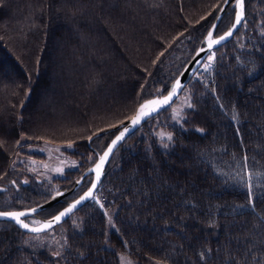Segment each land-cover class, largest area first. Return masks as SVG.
Returning a JSON list of instances; mask_svg holds the SVG:
<instances>
[{
  "label": "trees",
  "instance_id": "obj_1",
  "mask_svg": "<svg viewBox=\"0 0 264 264\" xmlns=\"http://www.w3.org/2000/svg\"><path fill=\"white\" fill-rule=\"evenodd\" d=\"M223 1L0 0V210L71 188L114 128L168 90ZM234 1L214 37L231 25ZM211 54L115 149L94 199L39 235L0 221V264H119V253L133 264H264V178L250 191L227 185L209 157H244L264 175V0H244L240 27ZM41 143L77 166L43 180L15 162L43 158L28 152ZM90 181L32 219L53 216Z\"/></svg>",
  "mask_w": 264,
  "mask_h": 264
},
{
  "label": "water",
  "instance_id": "obj_2",
  "mask_svg": "<svg viewBox=\"0 0 264 264\" xmlns=\"http://www.w3.org/2000/svg\"><path fill=\"white\" fill-rule=\"evenodd\" d=\"M230 2V0H229ZM228 2V3H229ZM228 3L226 4L224 1L221 4L213 22L211 23L209 29L207 30L203 41H202V45H200L192 54V56L190 57V59L186 62V64L183 66V68L181 69V71L178 73V75L173 79V81L170 83L168 90L163 94V95H156L153 97H150L148 99L143 100L142 102H140L137 107L134 110V113L132 114V116L126 120L125 122L119 124L117 127H115L114 129L116 130V133L114 134V136L109 140V142L107 143V145L105 146V148L102 150L101 153L96 154V159L93 162L92 165H90L87 169H85L80 176L74 181L73 186L71 188H69L66 191H57L56 193L52 194L50 196V198L40 204H37L31 208H27V209H21V210H8V211H1L3 213H7V212H23L25 213L24 216L20 217V220L23 223H26L29 225L30 228H41L42 225L46 224L47 222H52V226L51 227H47V228H43L41 231L39 232H33V231H29L28 229L22 228L19 224L16 223L15 220L6 217V216H0V221H5V222H11L15 227H17L20 231L24 232V233H28V234H40V233H44L48 230H50L51 228H53L56 225L61 224L64 220H66L75 210H77L79 207H81L83 204H85L86 202L90 201L93 199L94 193L97 189V187L99 186L104 173H105V168L111 158V155L113 154V152L115 151V149L123 142V140L130 135L134 130H136L142 123H144L149 117L157 114L159 111L163 110L164 108L168 107L169 105H171L173 103V101L177 98V96L179 95V93L181 92V90L183 89V87L186 85V83L189 81V79L192 77V75L195 73V71L199 68V66L201 65V63L204 61V59L206 58V56L215 48H217L218 46L226 43L227 41H229L231 39V37L233 36V34L237 31V29L240 27L243 18H244V0H243V5H242V9H237L236 5H235V1H234V15H233V20L231 25L229 26L228 29H226L223 33H221L218 36H212V39H219L220 36H223L226 32L229 31V29H232L231 35L227 36L223 41H221L219 44H214L212 45L211 48H209V37H208V33L211 31L213 33L214 29L213 25H217L219 19L221 18L224 9L226 8V6L228 5ZM221 9H223V11H221ZM237 11H242V17H241V22L239 24H236V12ZM217 17H219L217 19ZM236 25L235 28H233V25ZM177 82H179V86L176 89L175 94L172 96L171 100H169V102L167 104H163L161 106H154V105H149L148 108L144 109V111L148 112L149 114L146 116H143L140 120V122L136 125L132 124V120L133 118L138 114L139 110H140V106L143 104H146L148 101H159V100H163L165 97L168 96L169 92L172 91L173 87L175 85H177ZM153 107H156L155 111H152L151 109ZM125 128H128V132L125 134L124 138L121 139L120 141H118L114 146H112V141L115 140L116 136L119 135V133L121 131H123ZM94 138V136L90 137L87 140V145L89 146L90 141ZM112 147V151L109 153L108 157L106 158L103 166L101 169H99V179H97V171H96V165L97 163H99L100 161V157L103 156V154L108 151L109 147ZM90 175L91 176V181L89 186L87 187V189L81 193L77 198H75L74 200L68 202L63 208H61L59 211H57V213H55L53 216L42 219V220H37L36 223H30L28 221H25V219L27 218H32L34 217L38 212L47 209L53 205H55L56 203L60 202L61 199L65 196H67L68 194H70L71 192H73L74 190H76L79 185L81 184L82 180L84 177ZM79 181V183H78ZM93 185H95V187H93ZM4 188L0 187V192H3ZM91 191V195H86ZM84 198L81 200V198ZM77 201H80L79 204H77V206L73 209V211L63 217L61 219L60 222H55L54 221V217L57 216L60 212L64 211L66 208H68L70 205L75 204ZM35 210V211H33Z\"/></svg>",
  "mask_w": 264,
  "mask_h": 264
},
{
  "label": "rangeland",
  "instance_id": "obj_3",
  "mask_svg": "<svg viewBox=\"0 0 264 264\" xmlns=\"http://www.w3.org/2000/svg\"><path fill=\"white\" fill-rule=\"evenodd\" d=\"M213 58V55H209ZM208 56V57H209ZM208 57L205 59L199 72L207 69L210 65ZM187 104V99L182 98L179 102L172 107V114L174 117H178L180 111ZM158 137L169 138L170 134L159 132ZM60 146L50 145L48 143H41L39 145H30L28 152L42 155L43 158L33 157H17L15 162H22L26 165V169L31 174L35 175L38 179L49 180L52 177L62 176L64 171L73 169L77 166V162L65 156L61 151ZM213 164L216 165L217 172L223 178L227 185L237 187L250 191L253 186L261 182L264 178L262 172L249 163L244 157H225L220 151H214L209 156ZM94 199V196H93ZM37 220L30 218L28 222L36 223ZM106 230L109 231L113 228L112 222L109 216H106ZM39 235V234H35ZM33 235V238H37ZM119 264H133L132 260L123 253L118 254ZM153 264H165L160 261H154Z\"/></svg>",
  "mask_w": 264,
  "mask_h": 264
},
{
  "label": "snow or ice",
  "instance_id": "obj_4",
  "mask_svg": "<svg viewBox=\"0 0 264 264\" xmlns=\"http://www.w3.org/2000/svg\"><path fill=\"white\" fill-rule=\"evenodd\" d=\"M224 2L227 4L229 2V0H224ZM235 5L237 9H242V5H243V0H235ZM221 11H223V9H221ZM241 17H242V11H237L236 12V24H239L241 22ZM219 17H217L218 19ZM235 24L233 25V28H235ZM216 25H213V28H215ZM232 29H229L228 32H226L223 36H220L219 39H212L213 33L210 31L208 33V37H209V48L212 47V45L214 44H219L221 41H223L227 36L231 35ZM161 55H163V53H161ZM209 61L212 60V57L209 56L208 57ZM207 70V69H206ZM179 86V82H177V85H175L172 89V91L169 92L168 96L165 97L163 100H153V101H148L146 104H143L140 106V110L138 112V114L133 118L132 120V124L136 125L140 122L141 118L143 116L148 115L149 113L144 111V109L148 108L149 105H154V106H161L163 104H167L169 102V100H171L172 96L175 94L177 87ZM152 111L156 110V107H153L151 109ZM128 132V128H125L123 131H121L119 133V135L116 136L115 140L112 141V146H114L118 141H120L121 139L124 138L125 134ZM169 139H171V137H169ZM69 147H71V145H69ZM112 151V147L110 146L108 151H106L103 156L100 157V161L99 163H97L96 165V171H97V179H99V169L102 168L106 158L108 157L109 153ZM79 183V181H78ZM93 187H95V185H93ZM86 195H91V191L86 194ZM249 195L251 196V192H249ZM84 199L83 197L81 198V200ZM80 201H77L75 204L70 205L68 208H66L64 211L60 212L57 216L54 217V221L55 222H60L61 219L67 215H69L73 209L77 206V204H79ZM97 203H99L97 201ZM35 211V210H33ZM25 213L23 212H7V213H3L0 212V216H6L9 217L13 220L16 221L17 224H19L22 228L28 229L29 231H33V232H39L41 231L43 228H47V227H51L52 226V222H47L46 224L42 225L41 228H30L28 224L23 223L20 220V217L24 216ZM57 255H59V253H57Z\"/></svg>",
  "mask_w": 264,
  "mask_h": 264
},
{
  "label": "built area",
  "instance_id": "obj_5",
  "mask_svg": "<svg viewBox=\"0 0 264 264\" xmlns=\"http://www.w3.org/2000/svg\"><path fill=\"white\" fill-rule=\"evenodd\" d=\"M200 73H203V71L200 72ZM206 81H207L208 83H211V82H212V77H210L209 75H207V76H206Z\"/></svg>",
  "mask_w": 264,
  "mask_h": 264
},
{
  "label": "bare ground",
  "instance_id": "obj_6",
  "mask_svg": "<svg viewBox=\"0 0 264 264\" xmlns=\"http://www.w3.org/2000/svg\"><path fill=\"white\" fill-rule=\"evenodd\" d=\"M224 12V11H223ZM232 38V37H231ZM209 56V54L206 56V57H208ZM201 67V65L199 66V68Z\"/></svg>",
  "mask_w": 264,
  "mask_h": 264
},
{
  "label": "flooded vegetation",
  "instance_id": "obj_7",
  "mask_svg": "<svg viewBox=\"0 0 264 264\" xmlns=\"http://www.w3.org/2000/svg\"><path fill=\"white\" fill-rule=\"evenodd\" d=\"M27 219H29V218H27Z\"/></svg>",
  "mask_w": 264,
  "mask_h": 264
}]
</instances>
